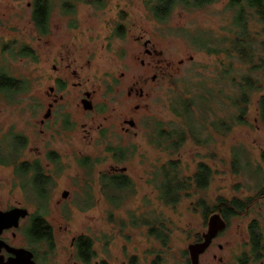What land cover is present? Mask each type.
Wrapping results in <instances>:
<instances>
[{
  "label": "rangeland",
  "instance_id": "obj_1",
  "mask_svg": "<svg viewBox=\"0 0 264 264\" xmlns=\"http://www.w3.org/2000/svg\"><path fill=\"white\" fill-rule=\"evenodd\" d=\"M228 1L191 11L177 7L158 22L143 0H49V31L40 35L31 18L33 0H0V73L24 86L0 92V143L5 154L15 137L23 143L14 165H0V204H20L30 214L39 210L35 196L41 199V189L31 188L30 173H15L18 163L37 162L51 180L46 210L39 213L51 227L53 248L36 242L37 264H79L70 244L80 235L93 242L91 264H187L188 245L207 231L199 200L211 207L218 198L250 199L246 211L231 218L199 257V264H236L239 253L248 250L251 222L264 228V195L257 196L264 188V125L256 114V103L264 96V69L251 71L233 58L225 74L228 57L206 54L190 39L196 32L210 35L214 43L228 37L233 30ZM68 2L72 7L64 5ZM260 29L250 23L256 42L261 40ZM139 35L161 56L144 57L143 45L135 40ZM79 45L87 50L82 69L72 67L81 78L91 79L94 102L108 104L91 113L76 105L71 70H52L57 52L65 54L69 46ZM31 48L37 50L35 59L21 55L26 49L31 53ZM55 76L68 79L65 98L52 118H44ZM245 76L253 80L251 102L245 124H238L231 99ZM146 78V84L137 85L144 95L128 96L133 83ZM186 97L194 100L195 137L187 133L176 153L167 151L165 143L156 147L152 138L158 126L186 129L172 112ZM130 117L136 136L120 131L123 119ZM221 122L231 124V129L221 131ZM116 151L122 161L116 160ZM171 160H178L180 176L190 177L199 163L214 172L203 191L183 192L174 206L164 205L158 191L161 169ZM86 162L89 165H83ZM122 168L129 186L116 189L102 181ZM157 224L165 232V245L149 235L148 226Z\"/></svg>",
  "mask_w": 264,
  "mask_h": 264
},
{
  "label": "trees",
  "instance_id": "obj_2",
  "mask_svg": "<svg viewBox=\"0 0 264 264\" xmlns=\"http://www.w3.org/2000/svg\"><path fill=\"white\" fill-rule=\"evenodd\" d=\"M218 0H143V3L151 13L152 17L158 21L163 22L169 18L172 12L181 7L187 11L202 9L208 5H212ZM100 4V3H99ZM64 5H70L72 3H65ZM32 22L40 35L48 33L49 23V0H33L32 5ZM227 8L232 11L231 27L233 30H229L228 37L222 38L218 43H214L210 35L204 33H194L190 36L191 44L204 51L206 54L218 55L220 53L225 54L229 59V66L224 72L225 74L232 69V60L237 59L241 64L247 65L251 71L264 69V0H229ZM260 25L261 40L256 42V34L250 33V23ZM120 26L119 29L120 30ZM184 35H186L184 33ZM187 36V35H186ZM21 55L32 57L31 53L26 49ZM253 80L250 76L243 78V83L238 85L236 97L231 99V105L236 109V117L234 120L238 124H245V118L250 106V88ZM24 88L23 83L15 81L8 77L4 73H0V92H11L15 90H22ZM202 102L204 101L201 96ZM194 103L192 98H184L180 101L179 106L172 108V112L177 117H180L186 126V129L162 130L159 126L156 128L155 135L153 136L152 143L156 147H160L165 143L167 151L176 153L186 140L187 133L191 137H195V126L193 125L191 106ZM256 114L264 125V96L260 97L256 103ZM222 130L229 131L231 124L225 126L224 122H221ZM220 130V128H219ZM197 141L196 139H194ZM9 150L5 154V148L0 143V165H11L16 163V156L18 151L23 148V143L19 141V137H15L14 140L9 143ZM118 151V150H117ZM115 152V158L118 161H122L123 158L117 155ZM118 156V157H117ZM264 157V152L262 153ZM83 165H89L88 162ZM178 160L169 161L161 169V175L163 181L161 182L159 191V200L164 205L174 206L179 201L183 192H189L191 189L194 191H203L214 172L203 163H199L195 172L190 177L180 176ZM15 173L19 175L27 176L31 174L29 182L31 188H40L41 199L35 196L38 202L39 210L33 216L32 227L35 229L36 241L45 242L48 248H53V235L51 227L46 224L43 214L39 212L46 210L48 187L51 185V180L45 176L42 168L37 162L26 164L24 162L18 163L15 167ZM109 187L116 189L125 188L129 186V179L126 176L115 175L111 178H102ZM28 181V180H27ZM47 189V192H46ZM264 188H260L259 193L263 194ZM41 200V201H40ZM250 199L237 200L232 198L230 200L224 198H218L216 202L210 207L205 204L203 200L197 201V207L201 210V215L204 221L208 219L212 214L218 213L221 218L227 223L231 218L246 211ZM149 235L156 238L166 244V236L163 228L157 225H150ZM249 232V244L248 250L243 252L238 257L240 264H264V228H262L255 220L251 222L248 227ZM76 258L82 261L84 264H91L95 259V252L93 250V242L88 236L78 237L75 241ZM189 264V262H187Z\"/></svg>",
  "mask_w": 264,
  "mask_h": 264
},
{
  "label": "flooded vegetation",
  "instance_id": "obj_3",
  "mask_svg": "<svg viewBox=\"0 0 264 264\" xmlns=\"http://www.w3.org/2000/svg\"><path fill=\"white\" fill-rule=\"evenodd\" d=\"M40 40V38L38 39ZM137 42H140L144 47V57L152 58V56L160 57L161 53L160 51H156L153 46L151 48L149 47V41L143 39V35H139L137 38H135ZM146 44V45H145ZM70 50L66 48L65 54H61V52H57L54 59V64L52 65V70L57 71V68L64 69L66 72L70 73L69 70H71V76L76 80L75 82H72V89H74L76 92V96L78 97L77 106H81L84 109L85 105L89 106V109L87 112L91 113L98 109V105H101V107L108 106L107 103L103 100V102H94L95 95H96V89L93 86V83L91 82V79L88 77L87 79H83L78 75V69L73 68L72 66H78V68L81 70L82 65L80 64L82 59L84 58V55L86 54L87 50H85L84 45H79L78 49L69 46ZM77 50V51H76ZM31 55L32 58L35 59L37 56V50L36 48H31ZM88 64L90 62L89 57H87ZM57 64V65H56ZM141 65H144V60L140 61ZM160 61H157V64H155L154 67L158 68L160 67ZM71 68V69H70ZM64 73V72H63ZM67 74V73H66ZM64 78H61L59 76H55L52 79L53 85L49 88L48 97L51 95L53 96L52 100L48 104V111L49 116L51 118L54 115V111L58 108H61V106L55 107L57 103L63 102L65 95L64 90L67 89L68 79L67 77L63 76ZM150 80L154 82L156 80V75H153ZM148 82V79L138 80L135 83H133L132 87L129 89V92H127L128 96H131L133 93H137L138 97H142L143 89L140 87L137 89L138 84H146ZM50 99V97H49ZM57 108V109H56ZM135 109H138V105L135 107ZM137 126L132 117L123 119V126L121 127L120 131L124 135H132L136 136V130ZM98 131L101 129V126H99ZM110 142V141H109ZM108 147V145L106 146ZM113 147V146H109ZM115 169V168H114ZM122 170L124 171V168L120 169V171H114L116 175L125 176L124 173H122ZM117 173V174H116ZM21 211L26 210V214L24 216H19L16 220H14L15 215L13 214V211ZM36 213V212H35ZM34 214H30V212L24 208L23 206L19 205H2L0 204V264H14V262L17 260L18 256L20 255L21 251L31 253L32 258L29 260V264H31V261H33L34 264H37V254L35 251L36 246V233L35 229L32 227V221H33ZM11 217L12 220L8 221V218ZM208 221V219H207ZM203 235V234H202ZM83 235L77 236L72 238L71 240V247L75 250V241L78 237H81ZM217 238V237H216ZM215 238V239H216ZM202 236L198 239L195 238V242L192 244H196L199 242H202ZM214 240V239H213ZM211 241L210 245L207 247V249L212 245ZM250 241V239H249ZM191 245V244H189ZM221 248V246H219ZM206 249V250H207ZM206 250L199 255H203ZM247 251V250H246ZM243 251V252H246ZM242 252V253H243ZM242 253H239V255L236 258V264H240L238 261V257L241 256ZM188 254V252H187ZM75 260L79 264H84L82 261H79L76 258V252H75ZM95 260V259H94ZM93 260V261H94ZM92 261V262H93ZM189 262V258H188ZM219 262H221V259H219ZM19 263V262H18ZM95 264H108L106 261H95ZM190 264V262H189Z\"/></svg>",
  "mask_w": 264,
  "mask_h": 264
},
{
  "label": "water",
  "instance_id": "obj_4",
  "mask_svg": "<svg viewBox=\"0 0 264 264\" xmlns=\"http://www.w3.org/2000/svg\"><path fill=\"white\" fill-rule=\"evenodd\" d=\"M146 45V44H145ZM84 109H89L88 105L84 106ZM49 111L46 113L44 118H48ZM67 191L62 193V197H67ZM26 210L21 211H13L15 215L14 220H16L19 216H24L26 214ZM1 220V217H0ZM12 220L11 217L8 218V221ZM226 227V222L221 218L218 213L212 214L207 221V231L202 235V242L188 245L187 252L190 264H199V255L202 254L207 247L210 245L211 241L219 234ZM32 258V254L21 251L20 255L18 256L17 260L14 264H29V260ZM19 262V263H18ZM31 264H34L31 261Z\"/></svg>",
  "mask_w": 264,
  "mask_h": 264
}]
</instances>
